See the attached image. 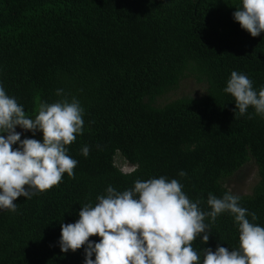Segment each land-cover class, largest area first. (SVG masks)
<instances>
[{
	"label": "trees",
	"instance_id": "1",
	"mask_svg": "<svg viewBox=\"0 0 264 264\" xmlns=\"http://www.w3.org/2000/svg\"><path fill=\"white\" fill-rule=\"evenodd\" d=\"M241 5L0 0V85L6 94L32 119L41 103L65 98H75L84 110L82 134L66 146L78 162L74 178L65 173L50 190L18 198L15 212L0 210V264H85L87 245L61 251V224L78 221L81 207L94 206L109 186L123 192L136 180L176 179L207 212L209 194L222 198L223 180L251 159L259 180L250 195L239 196V206L251 223L264 227V115L251 107L240 115L224 91L233 71L246 75L257 92L264 87V33L252 37L234 20ZM185 78L206 84L205 94L158 106ZM25 138L38 140L31 132ZM116 153L134 166L131 172L114 165ZM204 222L208 243L201 234L192 244L201 264L205 248L239 247L231 213Z\"/></svg>",
	"mask_w": 264,
	"mask_h": 264
},
{
	"label": "clouds",
	"instance_id": "2",
	"mask_svg": "<svg viewBox=\"0 0 264 264\" xmlns=\"http://www.w3.org/2000/svg\"><path fill=\"white\" fill-rule=\"evenodd\" d=\"M236 9L234 20L243 30L252 37L264 33V0H242ZM224 91L234 98L235 112L244 115L251 107L264 115V87L257 92L246 75L233 71ZM62 92L57 90V95ZM83 112L78 100L65 98L41 103L32 119L0 85V210L15 212L18 198L50 190L65 173L74 178L78 162L67 154L66 146L82 134ZM17 126L34 135L42 132L43 142L21 140ZM16 144L19 147L14 149ZM89 151L88 146L82 148L85 157ZM182 187L176 179L165 177L136 180L132 189L123 192L109 186L106 196H98L94 206L81 207L78 221L61 224V251L76 252L87 245L85 264H201L192 244L201 234L208 243L206 217L215 222L218 215L229 212L239 227V247L205 248L202 264H264V227L246 218L249 213L239 206V196L209 194L211 211L205 212L199 201H190ZM251 216L257 219L255 213ZM93 236L99 242H91Z\"/></svg>",
	"mask_w": 264,
	"mask_h": 264
},
{
	"label": "rangeland",
	"instance_id": "3",
	"mask_svg": "<svg viewBox=\"0 0 264 264\" xmlns=\"http://www.w3.org/2000/svg\"><path fill=\"white\" fill-rule=\"evenodd\" d=\"M206 89V84L198 83L193 78H185L179 83L177 89L170 91L162 98L158 99L157 105L162 106L167 102L183 96L198 98L205 94ZM16 131L21 134V137L27 133H30V131H25L19 126H17ZM35 135L38 137V140L42 142L43 133L37 131ZM113 162L114 165L123 173H129L134 169V166L127 162L123 157H121L119 153L115 154ZM258 180L259 177L257 166L251 159L233 175L225 178L222 182V185L227 190V192H231L233 195L247 196L252 193L253 188L257 184Z\"/></svg>",
	"mask_w": 264,
	"mask_h": 264
}]
</instances>
